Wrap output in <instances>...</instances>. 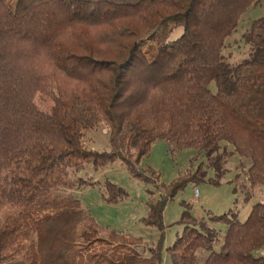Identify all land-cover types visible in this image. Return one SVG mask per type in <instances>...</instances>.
Here are the masks:
<instances>
[{
    "label": "trees",
    "instance_id": "trees-1",
    "mask_svg": "<svg viewBox=\"0 0 264 264\" xmlns=\"http://www.w3.org/2000/svg\"><path fill=\"white\" fill-rule=\"evenodd\" d=\"M258 2L0 0V213L19 209L0 226V264H164L165 254L172 264H197L199 250L209 253L204 264H264L255 254L264 249V203L244 222L238 213L210 217L227 225L219 250L186 210L167 247L165 209L195 176L156 186L162 193L144 223L161 235L148 257L132 251L142 239L108 230L103 240L78 199L53 195L72 187L71 174L85 165L99 170L117 160L131 177L151 181L138 165L158 140L208 156L226 141L251 160L250 185L264 186V17L244 38L246 59L231 66L221 53ZM176 28L183 33L171 39ZM38 94L52 99L51 112L38 107ZM103 123L110 151L88 149L85 132ZM128 197L105 183L106 202Z\"/></svg>",
    "mask_w": 264,
    "mask_h": 264
},
{
    "label": "rangeland",
    "instance_id": "rangeland-1",
    "mask_svg": "<svg viewBox=\"0 0 264 264\" xmlns=\"http://www.w3.org/2000/svg\"><path fill=\"white\" fill-rule=\"evenodd\" d=\"M263 17L264 0H259L242 15L237 28L227 38L221 52L231 66L239 64L249 56L251 46L244 38L252 23ZM182 33V28H176L171 39H177ZM211 89L216 91V86L212 84ZM35 101L41 110L51 112L54 105L51 98L38 94ZM109 136L110 127L103 123L96 129L85 132L84 143L90 150L107 152L110 151ZM220 146L217 153L208 156L207 153H200L196 149L173 151L169 142L158 140L153 144L151 153L138 165V170L144 172L151 181H140L131 177L126 164L117 160L99 170L85 165L76 175L71 174L72 187H60L53 195L57 198L73 196L78 199L80 206L89 212L101 228L100 237L103 240L107 238L108 230L142 239L143 243L133 247L132 251L148 257V248L155 246L161 235L158 229L148 227L144 223V218L149 212V202L157 201L162 193L156 186L170 185L182 175L195 176V180L185 184L167 204L164 212L166 245L172 246L182 233L184 225L180 221L183 213L189 210L200 222L198 228L201 231L216 236L218 242L215 249L219 250L227 225L223 222H212L210 217H232L234 213H238L239 220L244 222L253 205L264 203V186L253 188L248 181L251 160L238 155L234 147L226 141L221 142ZM131 152L134 159L137 151ZM81 181H91L97 185L79 187ZM107 181L122 187L129 197L117 204L106 202L103 193ZM196 190L199 192L197 198ZM18 212L19 209L12 206L4 208L0 213V226L9 216ZM27 244L30 247L32 239ZM101 246L99 243L95 250H99ZM208 254L205 250H199L197 264H204ZM255 254L264 255V249L255 251ZM23 256L24 254L20 253L16 259L20 260ZM164 264H172L168 254H165Z\"/></svg>",
    "mask_w": 264,
    "mask_h": 264
},
{
    "label": "built area",
    "instance_id": "built-area-1",
    "mask_svg": "<svg viewBox=\"0 0 264 264\" xmlns=\"http://www.w3.org/2000/svg\"><path fill=\"white\" fill-rule=\"evenodd\" d=\"M198 193H199V192L196 190V198L199 196Z\"/></svg>",
    "mask_w": 264,
    "mask_h": 264
}]
</instances>
